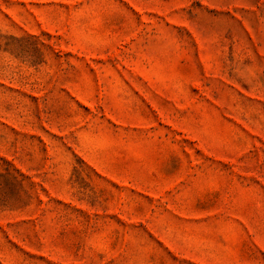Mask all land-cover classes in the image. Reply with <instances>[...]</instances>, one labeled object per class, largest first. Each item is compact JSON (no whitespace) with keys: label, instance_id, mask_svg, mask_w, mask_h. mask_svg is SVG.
<instances>
[{"label":"rangeland","instance_id":"1","mask_svg":"<svg viewBox=\"0 0 264 264\" xmlns=\"http://www.w3.org/2000/svg\"><path fill=\"white\" fill-rule=\"evenodd\" d=\"M0 264H264V0H0Z\"/></svg>","mask_w":264,"mask_h":264}]
</instances>
